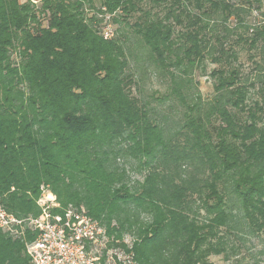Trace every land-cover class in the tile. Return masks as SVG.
<instances>
[{
    "label": "trees",
    "instance_id": "trees-1",
    "mask_svg": "<svg viewBox=\"0 0 264 264\" xmlns=\"http://www.w3.org/2000/svg\"><path fill=\"white\" fill-rule=\"evenodd\" d=\"M261 8L0 0V204L35 216L47 188L60 209L84 208L121 246L129 233L137 264H264ZM132 37L168 78L155 97L167 111L140 93ZM208 62L214 92L204 100L194 77ZM32 238L29 227L21 237L0 230V264H30Z\"/></svg>",
    "mask_w": 264,
    "mask_h": 264
},
{
    "label": "built area",
    "instance_id": "built-area-1",
    "mask_svg": "<svg viewBox=\"0 0 264 264\" xmlns=\"http://www.w3.org/2000/svg\"><path fill=\"white\" fill-rule=\"evenodd\" d=\"M38 3L40 0H25ZM104 37L113 35L107 25ZM39 213L18 218L0 204V230L13 236H23L24 227L32 230L33 238L27 242L26 253L30 264H137L132 252V240L111 235L98 220L84 208L60 204L52 192L44 188L37 200Z\"/></svg>",
    "mask_w": 264,
    "mask_h": 264
},
{
    "label": "rangeland",
    "instance_id": "rangeland-1",
    "mask_svg": "<svg viewBox=\"0 0 264 264\" xmlns=\"http://www.w3.org/2000/svg\"><path fill=\"white\" fill-rule=\"evenodd\" d=\"M238 2L239 0H233ZM253 14L256 15L254 21L264 22V0H262V8L259 11H253ZM137 41L134 37H132L129 42L132 50L137 53L139 59L136 60L134 66L131 67V70L135 72V75L139 80L140 85V93L142 96L147 97L150 102V106L153 108V111L162 113L163 110L167 111L164 107L168 106L169 102L160 103L156 96L161 95L162 93H167L169 91V81L166 76H160L157 72V69L153 64H151L150 59L147 54V50L145 48L136 47ZM249 53L244 49L239 50V58L240 62L243 64L244 72L249 71L250 68L253 67L252 61L248 59ZM214 67L211 63H206V67L203 70L200 68L195 72L194 80L198 82V90L202 99L207 100L212 97L214 92V79L210 75L212 68ZM258 98V96H256ZM179 109V107H178ZM175 114H178V110H174ZM123 239L131 240L129 233H122ZM214 264H235L224 262L220 257H213Z\"/></svg>",
    "mask_w": 264,
    "mask_h": 264
}]
</instances>
